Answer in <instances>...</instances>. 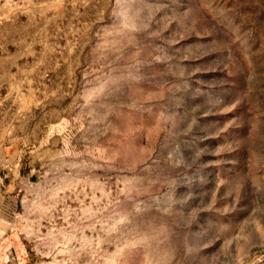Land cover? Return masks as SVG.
Instances as JSON below:
<instances>
[{
	"label": "rangeland",
	"instance_id": "obj_1",
	"mask_svg": "<svg viewBox=\"0 0 264 264\" xmlns=\"http://www.w3.org/2000/svg\"><path fill=\"white\" fill-rule=\"evenodd\" d=\"M0 264H264V0H0Z\"/></svg>",
	"mask_w": 264,
	"mask_h": 264
}]
</instances>
